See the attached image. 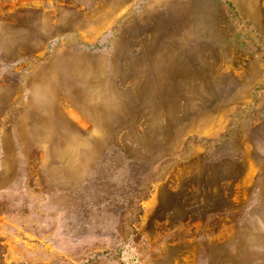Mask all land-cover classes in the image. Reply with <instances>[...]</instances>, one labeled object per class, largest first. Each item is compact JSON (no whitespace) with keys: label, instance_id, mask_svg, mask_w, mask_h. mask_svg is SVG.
I'll use <instances>...</instances> for the list:
<instances>
[{"label":"rangeland","instance_id":"1","mask_svg":"<svg viewBox=\"0 0 264 264\" xmlns=\"http://www.w3.org/2000/svg\"><path fill=\"white\" fill-rule=\"evenodd\" d=\"M0 264H264V0H0Z\"/></svg>","mask_w":264,"mask_h":264}]
</instances>
